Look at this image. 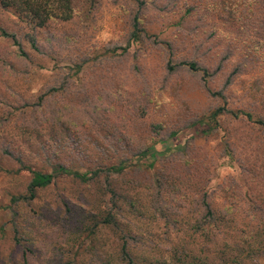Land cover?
<instances>
[{"label":"rangeland","instance_id":"rangeland-1","mask_svg":"<svg viewBox=\"0 0 264 264\" xmlns=\"http://www.w3.org/2000/svg\"><path fill=\"white\" fill-rule=\"evenodd\" d=\"M72 5L70 20L39 29L0 7V264H101L122 241L141 264L168 263L178 242L198 241L179 230L192 225L212 237L197 248L264 264V126L233 117L264 122V0ZM222 106L230 113L209 121ZM198 123L210 132L194 136ZM174 133L192 138L177 150ZM121 163L116 189L146 192L145 208L127 197L123 214L103 196L107 171L12 200L27 196L30 170ZM97 210L119 222L88 236Z\"/></svg>","mask_w":264,"mask_h":264},{"label":"trees","instance_id":"trees-1","mask_svg":"<svg viewBox=\"0 0 264 264\" xmlns=\"http://www.w3.org/2000/svg\"><path fill=\"white\" fill-rule=\"evenodd\" d=\"M73 0H0V7L4 10H8L14 14L18 20L21 22H24L27 25H30L33 28H44L46 25L50 24L51 22L56 21H68L72 18L73 15ZM141 31L138 27V21L137 17L134 18L133 23V32H132V38L137 39V33ZM3 36H6L5 33L2 32ZM176 67H186L192 71H201L203 74V77L207 76L206 70H200L195 63L192 62H180L177 64ZM172 68V69H174ZM219 96L220 94L217 93ZM230 113L225 107H219L216 110H214L210 116L209 121L217 122V119L221 116H224L226 114ZM234 118H240L243 117L247 121H252L254 124H258L261 126H264V122L262 120H253L254 118L251 116V114L247 112H236L233 115ZM201 127H192L191 133L195 132L193 134L194 136H201L204 133L210 132V129L202 128L204 123H198ZM195 129V130H194ZM197 129V130H196ZM190 133V132H189ZM179 136V134H175L172 136L173 139V145L175 149L180 150L182 149L185 144V142L192 137H189L188 135ZM138 155L142 157H147L148 153L147 151H142ZM128 166L125 164H118L113 165L110 167L105 168L104 170H96L94 172L88 173H79L75 170H71L63 165H57L54 169V172L52 173H43L40 171H31L30 170V181L27 187V196H21L19 198H13L12 200L14 202H17L19 200H33L35 198V194L38 190L44 189L49 187L56 179L57 176H64L69 177L71 179L77 180L81 183H88L95 179H97L102 171H107L108 175L116 176V178H112L106 180V185L103 189V193H105L103 196L106 195V192L110 193L114 200V205L117 209L122 211L121 213L125 214V209L122 207V203L127 202V197L132 198L129 199V206L134 208H145L146 207V192L142 190L136 189V187H132L131 189L128 188V190L124 189H116L115 183L118 179L117 177L120 176H126L125 169ZM168 187H174L168 185ZM106 188V189H105ZM111 188V190H110ZM146 188V187H144ZM130 191H134L133 194ZM122 197H121V195ZM116 196V197H115ZM208 215H211L208 211ZM94 217V218H93ZM90 220L93 221L94 228H92L90 234L88 236L94 235L95 231L101 230V228L104 227H110L113 228L116 222H119V215L113 213V211L104 210L100 211L97 210L93 216L90 217ZM83 226V223L81 224ZM188 229L190 232V237L193 239H197V242H194L192 244L186 243L184 240H181V242L177 243L173 248V256L169 259L168 263L162 262V264H244L242 261L241 256L236 255H230L228 252H224L223 249L218 248L219 245L215 247V250H213V245L210 243V249L209 245L205 249L203 247H196L199 244H206V240L208 241L209 238H212L206 233V230L202 228L200 225H192L179 228V230H183L182 233L188 236L187 232L185 231ZM95 230V231H94ZM231 235V234H230ZM259 232H255L252 235V238L259 237ZM189 237V236H188ZM189 237V238H190ZM118 243V241H117ZM215 244V243H214ZM263 243L256 244V247L262 246ZM231 246L236 249L239 247L237 244V241L233 240L231 242ZM244 245L239 248V250H243ZM211 251H214V254L211 255ZM148 259V258H146ZM101 264H141L146 263L145 258H141V255H137L136 257H133V254H131L127 249V244L125 241H122L121 244H117L115 246L113 254H109L104 260H101Z\"/></svg>","mask_w":264,"mask_h":264}]
</instances>
